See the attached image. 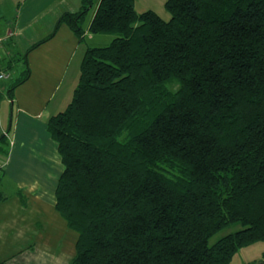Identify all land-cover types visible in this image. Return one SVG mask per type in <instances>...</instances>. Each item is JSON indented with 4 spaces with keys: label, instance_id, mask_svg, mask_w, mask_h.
Returning a JSON list of instances; mask_svg holds the SVG:
<instances>
[{
    "label": "trees",
    "instance_id": "trees-1",
    "mask_svg": "<svg viewBox=\"0 0 264 264\" xmlns=\"http://www.w3.org/2000/svg\"><path fill=\"white\" fill-rule=\"evenodd\" d=\"M92 2L55 31L84 41ZM164 9L168 20L99 0L87 32L114 38L86 48L70 102L47 121L63 167L55 210L77 234L69 264H231L264 242V0ZM21 60L10 98L30 74Z\"/></svg>",
    "mask_w": 264,
    "mask_h": 264
},
{
    "label": "crops",
    "instance_id": "crops-1",
    "mask_svg": "<svg viewBox=\"0 0 264 264\" xmlns=\"http://www.w3.org/2000/svg\"><path fill=\"white\" fill-rule=\"evenodd\" d=\"M82 1L0 0V71L8 73L11 63L18 69L15 75L19 72L0 83V264H69L75 255L77 239L55 210L63 167L47 121L68 105L77 85L83 41L66 25L55 27L63 14L80 11ZM91 19L83 25L84 40ZM23 56L30 74L10 98L9 90L23 77ZM57 57L65 58L64 80L51 70L40 72ZM76 57V68L68 75ZM65 76L73 84L64 86Z\"/></svg>",
    "mask_w": 264,
    "mask_h": 264
},
{
    "label": "rangeland",
    "instance_id": "rangeland-1",
    "mask_svg": "<svg viewBox=\"0 0 264 264\" xmlns=\"http://www.w3.org/2000/svg\"><path fill=\"white\" fill-rule=\"evenodd\" d=\"M98 2H99V0H93V2H92L93 7L87 13V15L85 17V20L83 23L84 26H86L88 23V20L91 19L92 15H93V11L95 9V6L97 5ZM164 2H165V0H135V10L138 13H142V12H145L148 10H153L161 18H163L164 20H168L170 18V16L164 9ZM113 38L114 37L112 35H109V34H89V36H87L85 38V40L82 43H80V49L81 50L79 52V55L82 57L83 53L85 52L86 48H88V47H105V46H108L111 43V41L113 40ZM41 45H43V44H41ZM45 45H47V44H45ZM52 45H54V43H51V46ZM40 46H38V47H40ZM81 57H80V59H81ZM58 60H59V62L55 63ZM21 61H23V60H21ZM64 61H65V58L57 57V59L55 60L54 63H49V65H51V66H48V64H47L44 69L41 68L40 72L41 73L43 72V74H44L46 71L51 70L53 72V77H55L57 79L63 78V80H64V75L66 72L65 71L66 69H64V66H63ZM70 61H71V59H70ZM77 62H78V57H76L74 60L72 59L71 66L68 67L69 68L68 75H69V73L72 74V72L75 70ZM80 64H81V62H80ZM16 69L17 68L9 70L8 79H10L11 75L13 78L19 77V72H17V74L15 75ZM63 69H64V71H63ZM79 69H80V65H79ZM16 71H18V69ZM78 77H79V74H78ZM65 78H66V76H65ZM65 81L68 83L65 84L64 86L70 85V83L73 84V82H74V80L69 79V78H66ZM77 83H78V81H77ZM73 92H74V90L72 91V95H73ZM1 173H0V175H1ZM63 221L65 222L64 219H63ZM66 226H67V224H66ZM240 228H241L240 225H232V226L227 227L226 229H224L221 232H219L218 234H216L212 239H210V244L215 242L218 238H220L226 234H229L231 232L237 231ZM68 231L72 235H74L77 239V234L74 231L70 230L69 228H68ZM75 242H76V240H75ZM263 253H264V242L253 243L249 246L242 248L238 253H236L232 259L231 264H253L254 262H258L261 260Z\"/></svg>",
    "mask_w": 264,
    "mask_h": 264
},
{
    "label": "built area",
    "instance_id": "built-area-1",
    "mask_svg": "<svg viewBox=\"0 0 264 264\" xmlns=\"http://www.w3.org/2000/svg\"><path fill=\"white\" fill-rule=\"evenodd\" d=\"M2 41L3 39L0 37V44L2 43ZM8 77H9V73H7L6 71H0V83L7 80ZM3 168H4V164L0 163V173L2 172Z\"/></svg>",
    "mask_w": 264,
    "mask_h": 264
}]
</instances>
